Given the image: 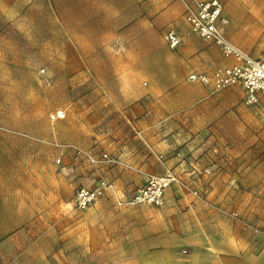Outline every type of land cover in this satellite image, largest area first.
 <instances>
[{
    "label": "crops",
    "instance_id": "crops-1",
    "mask_svg": "<svg viewBox=\"0 0 264 264\" xmlns=\"http://www.w3.org/2000/svg\"><path fill=\"white\" fill-rule=\"evenodd\" d=\"M58 3L67 6L53 15L63 28L57 29L59 36H68L66 52L72 56L67 72L81 84L102 89L103 133L96 154L107 153L117 164L88 165L83 187H92L99 178L111 184L99 202L112 204L94 205L91 211L128 219L129 231L123 241L127 239L130 244V257L122 264H264V252L254 233L242 231L241 222L234 220L230 226H223L224 219L216 207L200 203L191 193L197 190L210 203L219 201L230 208L231 197L236 194L233 186L249 188L245 216L264 223V175L257 178L245 171L240 177L219 168L224 160L231 161V149L243 150L239 153L243 166L246 160L251 161L250 149H264V95L256 107H249L243 103L240 88L211 94L208 87L188 80L191 73L210 75L231 62L217 47L189 33L178 0ZM225 3L231 42L253 58L263 57L264 0ZM66 21L67 28L63 26ZM168 31L181 38L175 49L166 43ZM72 129L79 135L70 145L85 146L90 125H73ZM49 137L51 144L57 143L55 133ZM9 145L0 141V149ZM39 148L35 144L36 173L27 185L0 175V246L6 249L0 251V259L12 261L19 256L33 260L40 254L42 238L3 231L24 227L31 232L44 225L38 217L44 212L43 194L36 191L43 186V152ZM165 174L178 182L165 190L162 207L117 206L118 201L132 197L147 177ZM23 186L24 194L20 190ZM102 242L99 240V245ZM94 243L89 238L84 240V245ZM106 252L101 246L87 251L89 260H99L98 264H107L103 257Z\"/></svg>",
    "mask_w": 264,
    "mask_h": 264
},
{
    "label": "rangeland",
    "instance_id": "rangeland-1",
    "mask_svg": "<svg viewBox=\"0 0 264 264\" xmlns=\"http://www.w3.org/2000/svg\"><path fill=\"white\" fill-rule=\"evenodd\" d=\"M220 1L223 13L228 17L225 0ZM63 6L67 7L61 6L58 0H0V141L10 143L7 148L0 149V175H5L6 179H19L27 185L31 175L35 176L36 173L35 144H38L41 147L38 151L43 152V186L36 191L38 194L42 191L44 206V212L38 215L44 221L41 229L33 228L31 232L24 227L3 230L19 237L28 235L42 238L43 243L38 245L39 256L33 260L20 259L19 256L12 261L0 259V264H98L99 260H89L87 251L90 248L99 249L100 246L107 249L103 256L107 264H122L130 257L127 252L130 244L127 239L123 241L129 231L128 219H119L115 213L91 211L94 205L112 203L99 200L84 210H77L72 203L75 190L86 185L85 174L89 164L77 155L74 164V152L59 145L68 146L78 139L79 134H75L73 125H90L92 131L85 133V146L79 148L96 154L99 136L103 133L101 110L104 102L99 100L102 93L100 86L81 84L78 79H73V75H69L70 71L67 72L72 56L66 52L68 36H59L57 29L62 27L59 26L60 22L53 20V15L57 16V10ZM64 25L67 28L68 21ZM89 93L93 97L85 98ZM55 110H62L65 118L50 120L49 115ZM53 133L57 136L58 144L49 142V136ZM241 151L231 149V161L224 160L219 166L221 171H231L232 175L240 177L245 171L257 178L264 175V149H250L251 161L248 163L246 160V166L239 161ZM59 157L61 161L56 164L55 160ZM236 182L241 185L238 180ZM233 188L236 194L231 197L230 208L219 201L211 203L224 219L223 226H230L231 218L219 208L235 212L240 220L237 221L243 226L242 231L246 230L245 223L255 226V241L260 242L264 252V223L253 222L245 216L249 206V188L235 185ZM20 190L25 193L24 186ZM32 191L28 189L27 192ZM255 206L257 209L260 207L259 204ZM255 215L259 219V213ZM87 238L95 243L84 245ZM101 239L106 246L99 245ZM4 250L0 246V251ZM16 252L19 254L20 247Z\"/></svg>",
    "mask_w": 264,
    "mask_h": 264
},
{
    "label": "built area",
    "instance_id": "built-area-1",
    "mask_svg": "<svg viewBox=\"0 0 264 264\" xmlns=\"http://www.w3.org/2000/svg\"><path fill=\"white\" fill-rule=\"evenodd\" d=\"M178 1L183 6V17L189 27V33L217 47L223 57L231 62L229 65L216 68L210 75L191 73L188 75V80L208 87L211 94L229 88H240L243 91V103L249 107L257 106L260 97L264 95V56L253 58L231 42L227 34L229 20L223 13V5L220 0ZM165 40L171 49H175L181 42V38L174 31H168ZM64 118L65 113L62 110H55L49 115V119L52 121ZM59 147L68 148L93 167L117 164V160L107 153L93 154L73 145H59ZM60 161L59 157L55 163L59 164ZM175 182L178 180L170 174L160 177L149 176L144 185L137 189L132 197L125 201H118L117 206L147 205L160 208L163 206L165 190ZM110 188L111 184L104 178L96 180L92 187H79L73 194V206L77 210H84L101 200ZM191 193L200 203L214 207L199 191L192 190ZM218 210L231 220L240 221L235 212L220 208ZM243 225L247 230L257 233L255 227L246 223ZM183 253L186 251L183 250Z\"/></svg>",
    "mask_w": 264,
    "mask_h": 264
}]
</instances>
